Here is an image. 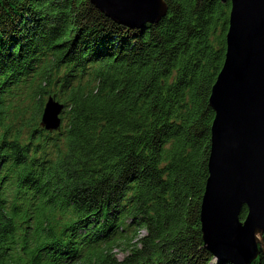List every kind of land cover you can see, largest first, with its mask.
Here are the masks:
<instances>
[{
  "label": "trees",
  "instance_id": "trees-1",
  "mask_svg": "<svg viewBox=\"0 0 264 264\" xmlns=\"http://www.w3.org/2000/svg\"><path fill=\"white\" fill-rule=\"evenodd\" d=\"M163 2L132 29L89 0H0V264H229L200 211L230 2Z\"/></svg>",
  "mask_w": 264,
  "mask_h": 264
},
{
  "label": "water",
  "instance_id": "water-1",
  "mask_svg": "<svg viewBox=\"0 0 264 264\" xmlns=\"http://www.w3.org/2000/svg\"><path fill=\"white\" fill-rule=\"evenodd\" d=\"M89 1L112 21L132 29L166 15L163 0ZM229 2L224 61L208 100L214 118L200 222L203 244L214 258L251 264L264 254V0ZM244 84H250L248 91ZM62 109L48 96L41 127L59 130ZM217 207L218 219L212 217ZM242 207L247 208L243 223L239 220Z\"/></svg>",
  "mask_w": 264,
  "mask_h": 264
},
{
  "label": "bare ground",
  "instance_id": "bare-ground-1",
  "mask_svg": "<svg viewBox=\"0 0 264 264\" xmlns=\"http://www.w3.org/2000/svg\"><path fill=\"white\" fill-rule=\"evenodd\" d=\"M253 68H254V67H253ZM252 78H253V77H252ZM248 79H249V77H248ZM246 82L248 83V80H247V79H246ZM250 83H251V82H250ZM243 88L246 89V91H248V89H250V84H244V85H243ZM46 98H47V97H46ZM44 101H46V100L44 99ZM58 102H59V101H58ZM59 103L62 104L61 102H59ZM62 105H63V109H62V114H63L64 111H65V108H64V104H62ZM62 114H61V115H62ZM257 122H258V121H257ZM251 134H252V133H251ZM251 136L254 137L255 135H251ZM257 136H258V135H257ZM247 137H248V136H247ZM249 139H250V138H249ZM253 139H254V138H253ZM244 141H245V140H244ZM246 141H247V140H246ZM252 141H253V140H252ZM249 142H250V141H249ZM253 142H255V141H253ZM246 144H247V143H246ZM234 183H235V182H234ZM234 188H235V187H234ZM236 192H237V191H236ZM236 192H235V194H236ZM229 194H230V193H229ZM224 196H225V195H224ZM220 197H221V196H220ZM226 198H227V197H226ZM229 198H230V197H229ZM227 200H230V199L227 198ZM220 203L222 204L223 202L221 201ZM223 204H224V203H223ZM223 206H226V204H224ZM219 210H220V209L217 207V208H216L217 214H215V213L212 212V217L220 216V212H221V211L219 212ZM228 211H229V210H228ZM217 219H218V217H217Z\"/></svg>",
  "mask_w": 264,
  "mask_h": 264
},
{
  "label": "rangeland",
  "instance_id": "rangeland-1",
  "mask_svg": "<svg viewBox=\"0 0 264 264\" xmlns=\"http://www.w3.org/2000/svg\"><path fill=\"white\" fill-rule=\"evenodd\" d=\"M47 90H49V88H46V91ZM47 94L46 93H43V94H41L40 96H38L37 97V99H39V98H43V102H45L44 101V99L46 100L47 98V96H46ZM60 118H61V125L63 124V115H60ZM239 220H240V222L241 223H243V220H241L240 218H239ZM114 253L118 256V258H122V256L124 255L122 252H121V248H116L115 250H114ZM216 258V257H215ZM217 259V258H216ZM218 260V259H217Z\"/></svg>",
  "mask_w": 264,
  "mask_h": 264
}]
</instances>
